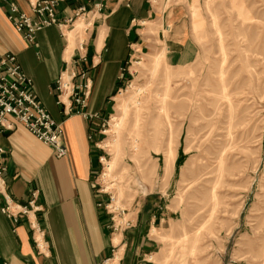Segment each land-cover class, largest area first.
Here are the masks:
<instances>
[{
  "label": "rangeland",
  "instance_id": "374dc122",
  "mask_svg": "<svg viewBox=\"0 0 264 264\" xmlns=\"http://www.w3.org/2000/svg\"><path fill=\"white\" fill-rule=\"evenodd\" d=\"M150 3L94 131L111 227L144 201L166 218L141 263L264 264V0Z\"/></svg>",
  "mask_w": 264,
  "mask_h": 264
},
{
  "label": "crops",
  "instance_id": "0c3cea01",
  "mask_svg": "<svg viewBox=\"0 0 264 264\" xmlns=\"http://www.w3.org/2000/svg\"><path fill=\"white\" fill-rule=\"evenodd\" d=\"M144 1L151 2L60 0L55 6L60 25H45L28 40L8 18L9 7L15 5L19 13L33 20L39 19L38 15L27 0H0V53L16 54L32 80L36 98L61 124L67 149L66 155L57 156L50 145L19 122L11 130H0V171L8 194L23 204L36 193L34 203L39 206L28 216L21 214L15 223L1 212L4 199L0 194V264H145L138 255H146L150 246H155L147 231L161 228L166 217L148 210L144 201H135L125 225L112 229L114 216L109 217L105 209L106 197L97 179L100 158L93 146L94 131L117 87L129 47L136 40L138 29L133 26L145 12ZM81 6L98 16L93 23L88 22L92 28L86 40L66 59L65 49L71 51V47L62 23ZM80 69H86L91 80L86 106L91 117L74 112L65 115L56 102L58 77L65 70ZM32 218L47 243L45 255L35 247L28 223ZM116 234L117 244L113 242Z\"/></svg>",
  "mask_w": 264,
  "mask_h": 264
},
{
  "label": "built area",
  "instance_id": "2783aa9c",
  "mask_svg": "<svg viewBox=\"0 0 264 264\" xmlns=\"http://www.w3.org/2000/svg\"><path fill=\"white\" fill-rule=\"evenodd\" d=\"M27 1L39 19L33 20L26 14L19 13L15 5L9 7L8 13V18L16 30L22 33L26 39L32 40L34 32L45 25L55 23L60 25L54 11L60 0ZM96 6L100 7V3H97ZM82 11H85L84 6L79 7L75 15ZM76 78L80 81L75 82ZM55 88L57 90L56 102L62 106V112L65 115L74 112L84 117L93 116L86 111L87 101L91 93V80L86 69L65 70L56 80ZM63 95H65V99H62ZM15 122L21 123L35 137L50 145L57 156L66 155L67 149L62 138L61 124L36 98L32 89V80L22 70L16 54L5 52L0 53V130L13 129ZM2 152L3 149L0 147V153ZM0 194L4 199L1 212L15 223L21 214L28 216V214H32L34 209L39 210V206L34 203L36 193H33L32 198L26 203L13 201L7 192L6 181L2 177L1 171ZM111 199L112 197H110ZM28 223L37 251L45 255L47 243L43 238L42 230L34 218L28 219ZM37 235L40 236V239L37 238Z\"/></svg>",
  "mask_w": 264,
  "mask_h": 264
},
{
  "label": "bare ground",
  "instance_id": "6f19581e",
  "mask_svg": "<svg viewBox=\"0 0 264 264\" xmlns=\"http://www.w3.org/2000/svg\"><path fill=\"white\" fill-rule=\"evenodd\" d=\"M81 19L82 18H80L79 20L77 19V21L75 22L74 21V24H75V26H74V28L75 29H77V28H82V29H84L85 27H81L82 25V23L80 22L81 21ZM85 19V18H84ZM85 25L87 26L88 25V23H85ZM63 29V28H62ZM64 34H65V37L67 38V36L68 37H70L71 36V29L69 28V29H67V28H64ZM73 32V31H72ZM72 35H73V33H72ZM69 41V40H68ZM71 47V46H70ZM75 48V46L73 47V49ZM73 52V50H71V51H68V49L66 50L65 49V58L66 59H68L69 58V56L71 55V53ZM70 60V59H69ZM62 99H65V95H63L62 96ZM118 123V122H117ZM115 125H117V124H115ZM108 167H109V169H111L110 167V165L108 164ZM109 171V170H108ZM109 174V173H108ZM113 201V200H112ZM110 206V205H109ZM115 207H117V205H116V203H115ZM124 220V219H123ZM37 238L38 239H40V236L39 235H37ZM113 242L115 243V244H117L118 242H119V240H118V236H115L114 237V239H113ZM114 258V257H113ZM115 258H117V256L115 257ZM114 263V261L112 262V264Z\"/></svg>",
  "mask_w": 264,
  "mask_h": 264
}]
</instances>
